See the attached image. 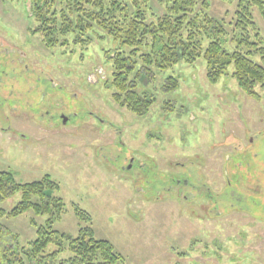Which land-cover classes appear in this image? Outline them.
<instances>
[{"label": "rangeland", "instance_id": "obj_1", "mask_svg": "<svg viewBox=\"0 0 264 264\" xmlns=\"http://www.w3.org/2000/svg\"><path fill=\"white\" fill-rule=\"evenodd\" d=\"M210 1L211 16L234 17L237 0ZM37 26L28 0H0V172L18 183L49 176L63 207L12 216L21 192L1 201L0 264H28L24 252V263L3 254L31 249L52 217L57 234L90 228L110 241L122 264H264V87L248 95L233 65L211 83L203 57L151 66L139 81L156 100L137 116L110 85L109 56L129 48L103 31L48 47Z\"/></svg>", "mask_w": 264, "mask_h": 264}, {"label": "trees", "instance_id": "obj_2", "mask_svg": "<svg viewBox=\"0 0 264 264\" xmlns=\"http://www.w3.org/2000/svg\"><path fill=\"white\" fill-rule=\"evenodd\" d=\"M28 1L38 23L36 31L48 47L67 45L70 37L75 43H89L94 34L103 31L119 43V49L129 48L109 56L113 62L110 85L113 100L137 116L148 113L156 100L142 90L139 81L142 76L151 78V66L166 70L181 61L193 64L203 57L211 83H217L233 65V76L248 95L259 98L257 88L264 87V35L254 13L257 8L264 19V0H237L230 20L211 16L210 0H156L165 7L162 15L153 13V0ZM135 57L140 58L143 69H136L139 61ZM178 87L177 78L167 79L166 89ZM58 187L49 176L18 183L12 172H0V202L21 192L12 216L29 209L44 214L54 208L58 213L63 207L61 198L49 194ZM54 218L38 228L31 249H23L20 254L12 252L11 259L5 252L3 257L24 263V252L28 264H51L67 250L69 256L63 264H122L123 257L115 253L110 241L96 239L90 228H81L75 238L57 234L52 231ZM50 243L58 248L46 253Z\"/></svg>", "mask_w": 264, "mask_h": 264}, {"label": "flooded vegetation", "instance_id": "obj_3", "mask_svg": "<svg viewBox=\"0 0 264 264\" xmlns=\"http://www.w3.org/2000/svg\"><path fill=\"white\" fill-rule=\"evenodd\" d=\"M52 117V116H51ZM62 118H64V123L66 124V122H68L67 120V118L65 117V115H62ZM47 127H50V128H54V127H51V125H46ZM185 183H186V185H189V180H187V181H185Z\"/></svg>", "mask_w": 264, "mask_h": 264}]
</instances>
